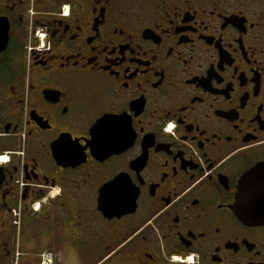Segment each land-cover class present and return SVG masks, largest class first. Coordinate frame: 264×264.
<instances>
[{
	"label": "flooded vegetation",
	"instance_id": "obj_1",
	"mask_svg": "<svg viewBox=\"0 0 264 264\" xmlns=\"http://www.w3.org/2000/svg\"><path fill=\"white\" fill-rule=\"evenodd\" d=\"M258 164L264 0H0V264H264Z\"/></svg>",
	"mask_w": 264,
	"mask_h": 264
},
{
	"label": "water",
	"instance_id": "obj_2",
	"mask_svg": "<svg viewBox=\"0 0 264 264\" xmlns=\"http://www.w3.org/2000/svg\"><path fill=\"white\" fill-rule=\"evenodd\" d=\"M243 182H252L255 188L250 190V203L244 201V192L242 197L235 205L239 217L249 222L264 221V164H258L250 169L244 176ZM247 199V198H246Z\"/></svg>",
	"mask_w": 264,
	"mask_h": 264
},
{
	"label": "rangeland",
	"instance_id": "obj_3",
	"mask_svg": "<svg viewBox=\"0 0 264 264\" xmlns=\"http://www.w3.org/2000/svg\"><path fill=\"white\" fill-rule=\"evenodd\" d=\"M52 240H53V246H54V247L51 248V250H52L53 254L55 255V258L58 259V256H59V258H60L62 255H63L64 258H65L64 251H61V249H60V247H59V244H58L56 238H52ZM58 250H60V251L62 252V254L59 253ZM57 254H58V255H57ZM65 262H66V260H65ZM67 264H81V263H80V262H78V263L75 262V261H74V258H73L72 256H70V262L67 263Z\"/></svg>",
	"mask_w": 264,
	"mask_h": 264
},
{
	"label": "crops",
	"instance_id": "obj_4",
	"mask_svg": "<svg viewBox=\"0 0 264 264\" xmlns=\"http://www.w3.org/2000/svg\"><path fill=\"white\" fill-rule=\"evenodd\" d=\"M34 213V212H33ZM31 214H32V212H31ZM51 250V249H50ZM62 251V250H61ZM60 250H58V252L59 253H61L62 254V252H61ZM64 251V250H63ZM58 255V254H57ZM64 255H65V258H64V256L62 255L60 258H59V256H58V259H57V261H56V264H67V263H69L70 262V256H72L73 258H74V261L76 262V260H75V256L74 255H72V254H67V252H65L64 251ZM65 260H66V262H65Z\"/></svg>",
	"mask_w": 264,
	"mask_h": 264
},
{
	"label": "built area",
	"instance_id": "obj_5",
	"mask_svg": "<svg viewBox=\"0 0 264 264\" xmlns=\"http://www.w3.org/2000/svg\"><path fill=\"white\" fill-rule=\"evenodd\" d=\"M37 208V206H35ZM42 264H52L53 262V254L51 252H44L41 255Z\"/></svg>",
	"mask_w": 264,
	"mask_h": 264
},
{
	"label": "snow or ice",
	"instance_id": "obj_6",
	"mask_svg": "<svg viewBox=\"0 0 264 264\" xmlns=\"http://www.w3.org/2000/svg\"><path fill=\"white\" fill-rule=\"evenodd\" d=\"M74 147V146H73Z\"/></svg>",
	"mask_w": 264,
	"mask_h": 264
}]
</instances>
